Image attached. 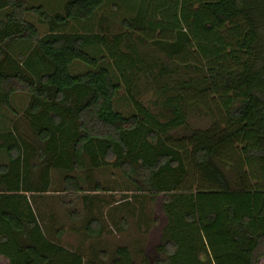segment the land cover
Masks as SVG:
<instances>
[{
  "label": "trees",
  "instance_id": "1",
  "mask_svg": "<svg viewBox=\"0 0 264 264\" xmlns=\"http://www.w3.org/2000/svg\"><path fill=\"white\" fill-rule=\"evenodd\" d=\"M107 1L68 0L51 14L43 6L27 8L26 0H0V11L8 10L0 20V122L3 108L16 115L15 94L30 99L22 120L0 135L8 158L0 164V264H85L80 254L46 237L30 195L49 192L52 172L65 173L67 195L84 192L72 174L109 166L113 158L127 175H141L146 191L163 195L168 224L160 252L168 256L158 264H260L264 0H145L134 18L122 21L127 32L113 36L111 44L104 34L65 31L72 22L93 20ZM29 13L37 24L27 20ZM130 33L165 46L173 61L200 76L195 97L165 100L172 113L165 122L132 96L127 72L134 60L121 51ZM27 44L33 48L26 57L9 53ZM97 45L107 47L136 114L115 111L120 86L87 52ZM76 61L93 70L73 76ZM211 97L222 108L209 128L189 130L186 162L168 145L171 134L188 123L184 103L187 111L205 108ZM91 191L104 188L97 184ZM70 214L80 218L79 211ZM86 231L100 235V222L91 219ZM112 264H135L130 249L118 248Z\"/></svg>",
  "mask_w": 264,
  "mask_h": 264
},
{
  "label": "rangeland",
  "instance_id": "2",
  "mask_svg": "<svg viewBox=\"0 0 264 264\" xmlns=\"http://www.w3.org/2000/svg\"><path fill=\"white\" fill-rule=\"evenodd\" d=\"M67 1L26 0V3L29 9L43 6L48 13L55 14L61 11ZM144 1L108 0L98 10L93 20L86 23L72 22L65 31L104 34L111 44L113 36L127 32L122 27V21L134 18L136 11L143 7ZM7 11H0V20L5 18ZM26 16L28 21L37 24V16L30 13ZM41 28L42 34L48 29L47 26ZM130 36V39L125 40L121 51L134 60L133 67L127 72L133 79L131 81L132 96L159 120L165 122L172 116L170 110L165 107V100L179 95L186 99L188 97L189 100L190 97H195L201 86L198 84L200 76L195 69L183 67L173 61L170 57L171 51L165 46L153 43L151 40L145 41L137 37L135 33H130ZM130 44L135 47L134 50L128 49ZM32 48L33 45L30 44L17 45L13 46L9 53L19 60L21 54L26 57ZM87 52L99 61L100 68L109 70L114 82L120 86L114 99L115 111L124 116L136 114V109L127 93L128 85L126 86L120 77L107 47L97 45L89 47ZM191 52L194 56L192 58L195 60L194 64H198L196 53L193 49ZM70 69L75 77L93 70L78 61L74 62ZM187 83L190 87L184 86ZM29 100L28 95L17 93L12 98V107L16 115L7 108L2 109L0 135L12 131L14 124L22 120ZM205 100L207 108L192 105L188 111L187 104L184 103L186 117L188 114V126L186 124L172 132V139L168 142V145L185 155L186 162L189 130L209 128L222 108L215 97ZM110 161L109 166L100 169L85 168L72 174L78 177L84 192L67 195L63 191L65 173L52 172L49 192L30 195L44 234L57 245L80 254L85 264H112L116 251L120 247L130 249L135 264H158L159 259L165 261L168 255L160 252L168 224L163 208V195L146 191L141 175L137 173L127 175L115 166V158ZM7 162L5 151L0 147V164ZM36 163L38 164L39 160L33 161V164ZM137 167L135 166V169ZM39 173L40 169L35 171L33 178L35 181ZM230 177L233 179L235 176L230 173ZM97 184L101 185L104 191H91ZM73 211H79L78 220L71 218L70 213ZM93 218L100 222L101 233L98 236H90L86 231L87 224ZM261 262L264 264V260Z\"/></svg>",
  "mask_w": 264,
  "mask_h": 264
},
{
  "label": "crops",
  "instance_id": "3",
  "mask_svg": "<svg viewBox=\"0 0 264 264\" xmlns=\"http://www.w3.org/2000/svg\"><path fill=\"white\" fill-rule=\"evenodd\" d=\"M262 260H264V259H262ZM262 260H261V261H262ZM260 264H262V262H261Z\"/></svg>",
  "mask_w": 264,
  "mask_h": 264
}]
</instances>
